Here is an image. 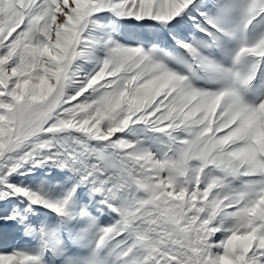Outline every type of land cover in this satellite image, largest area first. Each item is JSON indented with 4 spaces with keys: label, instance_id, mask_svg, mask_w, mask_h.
<instances>
[{
    "label": "snow or ice",
    "instance_id": "obj_1",
    "mask_svg": "<svg viewBox=\"0 0 264 264\" xmlns=\"http://www.w3.org/2000/svg\"><path fill=\"white\" fill-rule=\"evenodd\" d=\"M0 264H264V0H0Z\"/></svg>",
    "mask_w": 264,
    "mask_h": 264
}]
</instances>
